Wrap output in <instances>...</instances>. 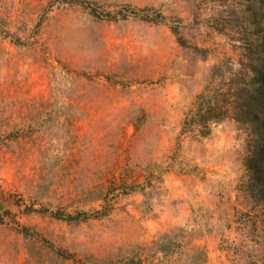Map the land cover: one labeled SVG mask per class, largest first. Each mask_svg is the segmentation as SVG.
<instances>
[{"label": "rangeland", "instance_id": "obj_1", "mask_svg": "<svg viewBox=\"0 0 264 264\" xmlns=\"http://www.w3.org/2000/svg\"><path fill=\"white\" fill-rule=\"evenodd\" d=\"M248 4L0 0V264H264Z\"/></svg>", "mask_w": 264, "mask_h": 264}, {"label": "trees", "instance_id": "obj_2", "mask_svg": "<svg viewBox=\"0 0 264 264\" xmlns=\"http://www.w3.org/2000/svg\"><path fill=\"white\" fill-rule=\"evenodd\" d=\"M247 26L244 62L231 93L234 120L247 136L246 187L253 201L264 206V0H249Z\"/></svg>", "mask_w": 264, "mask_h": 264}, {"label": "water", "instance_id": "obj_3", "mask_svg": "<svg viewBox=\"0 0 264 264\" xmlns=\"http://www.w3.org/2000/svg\"><path fill=\"white\" fill-rule=\"evenodd\" d=\"M0 207H1V204H0Z\"/></svg>", "mask_w": 264, "mask_h": 264}]
</instances>
